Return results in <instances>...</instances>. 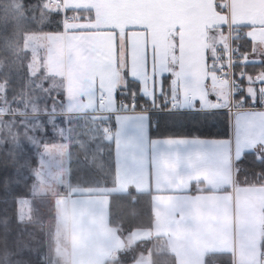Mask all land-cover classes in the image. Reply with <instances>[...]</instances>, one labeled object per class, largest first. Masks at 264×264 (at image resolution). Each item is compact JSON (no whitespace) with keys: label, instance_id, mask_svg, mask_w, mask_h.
Masks as SVG:
<instances>
[{"label":"crops","instance_id":"1","mask_svg":"<svg viewBox=\"0 0 264 264\" xmlns=\"http://www.w3.org/2000/svg\"><path fill=\"white\" fill-rule=\"evenodd\" d=\"M62 2L64 8L79 9L78 13L73 11L69 16L92 17V24L115 27L120 30L121 36L130 25L143 26L150 33L152 42L159 46L161 61L174 57L175 37L180 36L182 51L179 57L174 58L180 60L182 72L187 77L185 92L199 96L202 100L206 98V77L212 80L209 90L221 97L225 104L228 100L227 84L224 92V81L217 80L211 66L205 67V54L214 56L212 47L223 42L227 27L235 37H239L236 41L243 49L251 48L257 56L264 53V0ZM49 6L64 10L59 6ZM221 25L227 27L221 29ZM81 27L80 21L74 19L71 23H65L64 31H49L50 36L49 32H44L45 67L44 48L51 38L55 42L58 38L60 40V89L63 97L59 111L44 107L35 108V113H32L43 117L40 121H50L56 117L49 115L63 116L62 139L66 134V171L60 182L52 181L50 176L45 185L48 193L41 195L54 212L51 264H104L118 248L151 236H159L164 240L166 251L172 254L173 264H205V255L209 252H228L231 264H261L259 254L262 250L260 239L264 233V186L240 183L234 178V159L238 157L239 151L261 140L254 136L255 125L249 145L241 143L214 148L212 140L217 135H150L149 120L151 125L154 108H149L153 110L147 112L148 120L144 121L147 148H143V142L136 141L130 128H125L118 138L120 146L117 149L115 133L119 129L113 117L108 121L111 131L105 135L113 144L112 183L98 189L93 182L86 186L69 182L67 117L87 115L102 119L109 115L105 111L94 110L90 90L101 81L109 88L123 83L122 55L119 67L115 57L104 60L93 55L88 50L89 43L104 38V35L76 30ZM248 36L252 37L251 42ZM133 38L140 42L138 55L142 57L143 31L134 32ZM56 94L51 92L48 95V104L53 102L55 105ZM165 102L163 97L157 101L160 105ZM233 102L232 99L231 105ZM139 103L144 104L143 99ZM85 109L90 110L85 112ZM25 110L28 109L18 108L16 113L31 111ZM238 111L239 108L230 109L231 114ZM6 114L9 112L6 111ZM118 114L122 117L132 115ZM104 129L105 125L102 128L105 134ZM166 139L177 143L170 147L163 143ZM193 139L196 143H178ZM129 187L149 192L152 218L147 227H133L121 233L108 219L109 193L123 192ZM139 263L150 264L147 252L136 256L134 264ZM125 264H133V259Z\"/></svg>","mask_w":264,"mask_h":264},{"label":"trees","instance_id":"2","mask_svg":"<svg viewBox=\"0 0 264 264\" xmlns=\"http://www.w3.org/2000/svg\"><path fill=\"white\" fill-rule=\"evenodd\" d=\"M46 1L0 0V82H3L0 100L8 105L7 112L14 113L0 117V264H51L52 241L50 247L46 245L51 231L46 230L48 238L44 235V241L42 239L41 243L34 246L33 238L39 233L36 226L44 227L41 222L43 219H19L16 209L17 200L29 194L41 143L54 140L58 135V126L63 128V116H56L51 119L53 123H49L47 120L40 121L43 117L39 114H18L14 108L9 110V105L16 106L15 101L22 88L27 89L28 79L35 76L37 71H42L38 69L34 74H29V53L23 47V33L59 29V17L52 14L58 7L46 5ZM261 68L264 65L257 64L249 66L247 71L254 75ZM56 93L55 105L61 107L62 90ZM58 99L60 103H57ZM71 117L72 115L68 116L66 120L69 182L84 186L92 182L110 185L114 175L113 144L102 132L106 122L87 115ZM228 120L226 112L206 116L203 113L161 111L157 107L152 111L149 134L223 136ZM85 125L88 134H85ZM237 158L234 159V178L237 181L246 184L264 183V180L255 176L261 170L255 156H247L239 166L236 164ZM151 218L148 191L129 187L123 192L109 193L108 219L121 233L133 227H147ZM260 247L264 250V233L261 235ZM146 252L149 254L150 264H173L172 254L166 251L164 240L159 236L142 238L126 247L118 248L104 264H125L139 253ZM204 259L205 264H231L228 252H209Z\"/></svg>","mask_w":264,"mask_h":264},{"label":"snow or ice","instance_id":"3","mask_svg":"<svg viewBox=\"0 0 264 264\" xmlns=\"http://www.w3.org/2000/svg\"><path fill=\"white\" fill-rule=\"evenodd\" d=\"M73 11L78 13L79 9L65 7L63 11H60L57 8L52 13L59 17L58 28L60 31H64L66 22L71 23L74 19L79 20L82 27L76 30L97 32L104 35V38L89 43L88 50L93 55H98L104 60H111L115 57L117 67L120 66L121 55L123 57V83L114 88H109L101 81L98 85H94L89 93L93 100L94 110L109 113L102 118L104 122L115 118L119 129L115 133L117 149L120 146L118 138L125 128H130L136 141L138 143L143 142V148H147L144 121L148 120L149 108L159 107L161 111L167 109L168 112L185 114L203 113L206 116H215L226 112L231 123L228 124L227 130L223 133V138H219L220 134H217V138L212 140L214 148L223 145L231 147L233 144L239 145L241 143L249 145L255 122L259 120L264 124V68H261L259 73L255 75L247 71L249 66L264 65V53L257 56V53L251 48L245 50L242 46L234 44L230 63L227 55L208 56L207 53L205 54V67L211 66V70L221 79L227 80L229 69H231L232 97L236 101V107L240 109L235 114H231L232 105L225 104L221 97L209 90L208 86L212 83L211 77L205 78L206 98L204 100L199 96L186 94L187 77L182 72L180 60L174 58L179 57L182 51V38L180 36L175 37L174 57H167L161 61L159 46L152 42L150 33L143 26L130 25L124 29L121 36L120 30L115 27L92 24V17L69 16V13ZM220 27L225 29L227 26L221 25ZM136 31H143L142 57L138 55L141 47L140 42L133 38V33ZM238 38L236 36L234 40ZM247 39L251 42L252 37L248 36ZM237 69H239L238 72ZM196 86H198V82ZM161 97L167 101L163 105L157 103ZM141 99H143L144 104L139 103ZM257 104L260 105L259 109L256 108ZM89 110L85 109V112ZM138 112L140 114L136 115ZM118 113H132V115L122 117ZM49 123H53V121L50 120ZM104 131L105 135L111 131L107 124ZM85 134H88L86 125ZM155 143V141L152 142L153 145ZM163 143L171 147L177 142L166 139ZM178 143H196V140L179 141ZM249 155L255 156L256 163L261 166V170L255 176L264 180V139L257 140L255 146L243 147L238 153L237 166L243 164ZM153 160L155 161V157ZM102 187L106 188L107 185L96 184V188ZM134 260L135 258H133V264Z\"/></svg>","mask_w":264,"mask_h":264},{"label":"rangeland","instance_id":"4","mask_svg":"<svg viewBox=\"0 0 264 264\" xmlns=\"http://www.w3.org/2000/svg\"><path fill=\"white\" fill-rule=\"evenodd\" d=\"M12 2V0H10ZM44 4V2H43ZM46 5H48L45 2ZM15 6V4H12ZM44 32H26L23 33V47L28 50V70L29 74H34L38 69H42L41 72L37 71L35 76H31L28 79L26 88H22L20 96L17 99L16 106L9 105L10 108L17 110L28 109L31 110L29 113L20 112L21 114H32L33 109H43L44 107H49L51 110L59 111L61 107H57L53 102L48 104V95L51 92L55 93L60 89L61 81V48L59 38L55 42L54 39H50L48 46L44 48V56L46 59V67L43 58V40ZM49 36L51 32L48 33ZM52 73L54 76H52ZM216 74V73H215ZM217 78V77H216ZM218 80V79H217ZM28 83H32L31 85ZM222 88L226 92V82H222ZM29 86V87H28ZM3 89V82H0V93ZM19 93V92H18ZM234 101V100H233ZM1 102V100H0ZM47 105V106H46ZM233 106L236 107V101L233 102ZM8 105L5 103H0V117L3 114H6ZM233 108V109H235ZM44 111V110H43ZM42 111V112H43ZM14 114V113H9ZM51 116H61V115H49ZM85 116V115H72V117ZM71 117V118H72ZM70 118V117H69ZM77 119V118H76ZM1 121V119H0ZM37 121V120H36ZM8 126L10 122L7 123ZM6 124V126H7ZM256 128L254 129V136L259 139H264V124L259 120L255 122ZM63 129L61 126H58V135L54 138L52 142H42L41 147L37 153L38 164L33 171V178L30 181L29 185V194L27 196L21 197L17 200V215L19 219H33L40 220L43 223L44 227L36 226L39 233L36 234L33 238V244L36 246L41 243V240L44 241V235L47 234V231H51L48 241L46 240V245L50 247V242L53 241V231H54V212L49 206V202L41 196L48 193V190H45L46 183L49 182L50 176L52 181L60 182L62 176L64 175L65 164H66V139L65 136L62 139L61 135L63 134ZM65 133V132H64ZM33 140V139H32ZM113 153V149H112ZM51 174V175H50ZM52 205V204H51ZM54 206V203L53 205ZM36 212V213H35ZM40 225V224H39ZM21 229V228H20ZM47 230V231H46ZM264 230V223H263ZM45 233V234H44ZM49 233V232H48ZM48 235L46 237L48 238ZM142 264V263H139Z\"/></svg>","mask_w":264,"mask_h":264},{"label":"built area","instance_id":"5","mask_svg":"<svg viewBox=\"0 0 264 264\" xmlns=\"http://www.w3.org/2000/svg\"><path fill=\"white\" fill-rule=\"evenodd\" d=\"M47 4L48 5H53V6H59L61 9H63V2L62 0H47ZM234 33L232 30H230L229 27H227V30L225 31V39L223 40V42L218 43L217 45L213 46L212 49L214 50V56H221V55H227L228 57V62H231L232 59V51H233V46L234 44H237L236 39L234 40ZM216 77L218 80H222L225 81L227 84V95H228V100L226 102V104H231L232 102V79H231V69H229L228 72V79L227 80H223L220 78V76H218L216 74ZM235 108L233 105L231 107V109ZM256 108H260V105L257 104ZM153 109H148V111H151ZM106 124L108 125V127H110L111 129V124L107 121ZM110 132V131H109ZM262 185L264 186V183H262ZM259 260L261 264H264V250H261L260 254H259Z\"/></svg>","mask_w":264,"mask_h":264}]
</instances>
